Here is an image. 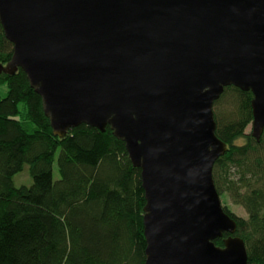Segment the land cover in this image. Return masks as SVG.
Wrapping results in <instances>:
<instances>
[{
	"label": "water",
	"instance_id": "95a60500",
	"mask_svg": "<svg viewBox=\"0 0 264 264\" xmlns=\"http://www.w3.org/2000/svg\"><path fill=\"white\" fill-rule=\"evenodd\" d=\"M0 25V75L24 72L53 135L109 126L140 169L144 264H247L212 179L213 104L250 91L259 141L264 0H0Z\"/></svg>",
	"mask_w": 264,
	"mask_h": 264
},
{
	"label": "trees",
	"instance_id": "16d2710c",
	"mask_svg": "<svg viewBox=\"0 0 264 264\" xmlns=\"http://www.w3.org/2000/svg\"><path fill=\"white\" fill-rule=\"evenodd\" d=\"M11 55L0 25V63ZM1 86L7 91L0 99V264H144V191L124 143L109 126L101 132L81 124L54 136L21 69L1 74ZM252 98L229 86L213 104L215 135L228 149L212 179L219 197L245 214L222 205L236 223L247 264H264V130L259 141L246 132ZM25 166L28 174L19 180L31 182L15 186ZM227 236L214 244L223 247Z\"/></svg>",
	"mask_w": 264,
	"mask_h": 264
},
{
	"label": "rangeland",
	"instance_id": "374dc122",
	"mask_svg": "<svg viewBox=\"0 0 264 264\" xmlns=\"http://www.w3.org/2000/svg\"><path fill=\"white\" fill-rule=\"evenodd\" d=\"M6 91H7V88L5 86L0 87V99L5 96ZM246 132H251V125L248 126ZM24 174H28V167L27 166H25L24 169L20 173H18L17 175L14 176V185L15 186L30 184L31 180H29V182H28V180L27 181H20L19 180L20 176L24 175ZM52 176H53V180L58 179L56 161L53 163V166H52ZM23 179H25V177H23ZM22 183H27V184H22ZM220 200H221L222 205H225L230 211H232L237 216H244L245 215L243 210L240 207L231 204V202L229 201V199L227 198L226 195H223L222 197H220Z\"/></svg>",
	"mask_w": 264,
	"mask_h": 264
}]
</instances>
